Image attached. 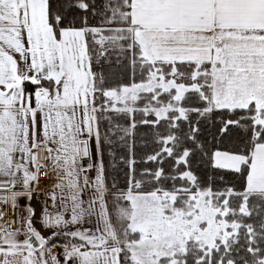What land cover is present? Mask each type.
<instances>
[{
  "label": "snow or ice",
  "instance_id": "obj_1",
  "mask_svg": "<svg viewBox=\"0 0 264 264\" xmlns=\"http://www.w3.org/2000/svg\"><path fill=\"white\" fill-rule=\"evenodd\" d=\"M0 264H264V0H0Z\"/></svg>",
  "mask_w": 264,
  "mask_h": 264
},
{
  "label": "crops",
  "instance_id": "obj_2",
  "mask_svg": "<svg viewBox=\"0 0 264 264\" xmlns=\"http://www.w3.org/2000/svg\"><path fill=\"white\" fill-rule=\"evenodd\" d=\"M39 227V225H37Z\"/></svg>",
  "mask_w": 264,
  "mask_h": 264
}]
</instances>
